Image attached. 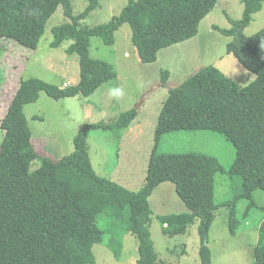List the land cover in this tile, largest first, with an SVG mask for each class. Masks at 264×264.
Returning a JSON list of instances; mask_svg holds the SVG:
<instances>
[{
    "label": "trees",
    "instance_id": "16d2710c",
    "mask_svg": "<svg viewBox=\"0 0 264 264\" xmlns=\"http://www.w3.org/2000/svg\"><path fill=\"white\" fill-rule=\"evenodd\" d=\"M87 1L85 10L76 16L70 0H0V44L11 39L36 49L47 22L63 6L65 17L71 22L52 29L51 45L59 47L71 40L67 52L80 58L77 85L60 87L36 78L20 80L9 102L8 96L2 99L8 108L0 123V264H95L94 246L105 241V230L97 224L98 216L111 212L118 217L127 208L126 229L138 240L136 264H157L150 232L153 211L149 198L164 182L175 185L190 210L161 217L164 234L182 235L199 220L200 264H212L208 237L216 211L230 206V228L235 234L240 222L237 202L248 199L245 214H249L256 205L254 192L264 191V28L251 36L244 33L254 14L263 9L264 0H240L244 5L242 18L232 20L229 29L215 27L232 38L228 53L253 72L255 80L239 88L210 65L170 89L158 116L145 183L137 192L98 175L88 143L92 129L129 127L138 116L137 108L123 112L112 124L83 126L74 138V152L56 161L49 153L39 154L34 146L25 106L37 102L42 92L55 99L80 94L89 97L116 78L113 64L90 55L92 37L113 46L116 32L129 24L140 60L151 64L158 60L161 50L198 35L200 23L218 0H129L108 23L92 28L81 26V21L99 6L100 0ZM5 52L3 60L10 66L15 53ZM168 79L169 74L163 72V81ZM180 130L222 133L235 146V160L228 171L231 178L240 177L242 181L235 199L223 203L216 200V175L220 170L216 157L196 151H159L164 136ZM36 160L41 165L32 171ZM258 227L254 258L255 264H264V219ZM112 243L108 245L118 256L121 242L113 236Z\"/></svg>",
    "mask_w": 264,
    "mask_h": 264
},
{
    "label": "rangeland",
    "instance_id": "374dc122",
    "mask_svg": "<svg viewBox=\"0 0 264 264\" xmlns=\"http://www.w3.org/2000/svg\"><path fill=\"white\" fill-rule=\"evenodd\" d=\"M74 15H80L88 5L87 0H70ZM129 0H100L99 6L83 21L81 26L92 28L108 23L118 15ZM244 5L240 0H218L214 10L200 23L199 33L194 38L163 49L158 60L145 64L140 60L132 43V28L122 26L115 35L113 46L101 39H90V55L95 59L113 64L116 78L87 97L82 94L71 98L55 99L42 92L39 100L25 106L24 112L32 132V142L39 154H51L59 160L74 152V138L87 124L117 121L123 112L138 109V116L124 129H92L89 133L90 159L98 175L109 178L125 188L137 192L144 183L150 155L155 144L158 116L169 95L170 89L180 86L199 70L215 66L230 78L237 87L243 88L255 80L256 75L247 70L227 45L232 39L215 27L229 29L232 20H240ZM71 22L60 6L47 22L46 32L34 50L11 39L0 44V123L8 103L20 80L36 78L57 86L77 85L80 82V58L69 54L72 43L66 40L59 47L51 45L54 40L52 29ZM264 28L263 9L254 14L244 33L251 36ZM15 53L9 66L3 60L5 51ZM127 54V56H126ZM3 60V61H2ZM163 72L169 74L163 81ZM10 91V92H9ZM9 93V94H8ZM7 94V95H6ZM7 102H2L4 97ZM3 131L0 128V144ZM160 152L186 153L204 152L216 157L220 170L216 175V200L219 203L235 199L241 192V178H231L228 171L235 160V146L224 134L211 130L175 131L164 136ZM41 165L36 160L31 165L34 171ZM256 205L246 213L250 201L240 199L238 231L230 228V206L216 211L211 226L208 246L212 252V264H255L254 248L259 241L258 223L264 219V191L254 192ZM152 208L150 232L157 264H200L201 236L199 220L178 236L165 235L161 217L171 214L189 213L190 210L179 197L171 182H164L149 198ZM129 209L120 216L105 212L97 218V224L105 230V241L94 246L95 264H136L139 258L138 240L127 231L125 221ZM245 215V216H244ZM115 225V228H112ZM116 236L121 242L117 256L108 243ZM114 245V243H112Z\"/></svg>",
    "mask_w": 264,
    "mask_h": 264
},
{
    "label": "crops",
    "instance_id": "0c3cea01",
    "mask_svg": "<svg viewBox=\"0 0 264 264\" xmlns=\"http://www.w3.org/2000/svg\"><path fill=\"white\" fill-rule=\"evenodd\" d=\"M126 56H127V54H126ZM66 85L70 86V84H68V83H66L65 86H66ZM88 138H89V137H88Z\"/></svg>",
    "mask_w": 264,
    "mask_h": 264
},
{
    "label": "built area",
    "instance_id": "2783aa9c",
    "mask_svg": "<svg viewBox=\"0 0 264 264\" xmlns=\"http://www.w3.org/2000/svg\"><path fill=\"white\" fill-rule=\"evenodd\" d=\"M66 86H68V85H66Z\"/></svg>",
    "mask_w": 264,
    "mask_h": 264
}]
</instances>
